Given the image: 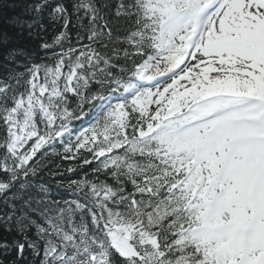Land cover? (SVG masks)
<instances>
[{
    "label": "snow or ice",
    "instance_id": "6c2138e0",
    "mask_svg": "<svg viewBox=\"0 0 264 264\" xmlns=\"http://www.w3.org/2000/svg\"><path fill=\"white\" fill-rule=\"evenodd\" d=\"M0 264H264V0H0Z\"/></svg>",
    "mask_w": 264,
    "mask_h": 264
}]
</instances>
